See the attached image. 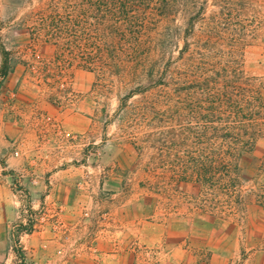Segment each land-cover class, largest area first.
Listing matches in <instances>:
<instances>
[{
  "label": "rangeland",
  "instance_id": "374dc122",
  "mask_svg": "<svg viewBox=\"0 0 264 264\" xmlns=\"http://www.w3.org/2000/svg\"><path fill=\"white\" fill-rule=\"evenodd\" d=\"M206 79L264 97V0H0V117L30 91L86 98L107 127L77 212L0 151V264H264V137L232 175L172 171L201 126L165 98L184 87L203 109Z\"/></svg>",
  "mask_w": 264,
  "mask_h": 264
},
{
  "label": "crops",
  "instance_id": "0c3cea01",
  "mask_svg": "<svg viewBox=\"0 0 264 264\" xmlns=\"http://www.w3.org/2000/svg\"><path fill=\"white\" fill-rule=\"evenodd\" d=\"M18 96L0 117L4 164L20 175H34L39 193L49 175L52 193L77 212L92 186L97 190L105 176L90 175V166L86 165L91 144L106 141L107 127L104 131L92 127L86 98L80 106L64 99L57 106L35 92L21 91ZM94 130L97 135L92 137ZM93 171L98 172L95 168Z\"/></svg>",
  "mask_w": 264,
  "mask_h": 264
},
{
  "label": "trees",
  "instance_id": "16d2710c",
  "mask_svg": "<svg viewBox=\"0 0 264 264\" xmlns=\"http://www.w3.org/2000/svg\"><path fill=\"white\" fill-rule=\"evenodd\" d=\"M210 81L211 79H206L202 82V92L206 94L205 100L209 104L203 109L200 99H196L194 92L190 91L189 94L183 95L181 91L184 87H176L177 98L174 95H168L165 98L166 105L168 104L166 112L169 110L170 113L172 108V114L175 105L171 107L169 102L176 101V106L184 109L187 122L192 124L194 121H200L201 126L198 127L200 131H194L191 127L185 128L182 142L179 144H181L180 147L188 148L189 155L186 159H178L174 162L172 170L174 175H232L238 170L240 154L251 150L258 139L264 137L262 92L248 89L243 91L244 96L242 93L231 96L229 91L220 89L215 91L214 87L210 86ZM199 86L201 84L196 87H186V89L193 90L194 87L196 92ZM234 89L237 88L234 87ZM125 99L127 97H124L123 101ZM153 110L159 115L154 107ZM240 120L252 121V123H242ZM209 132H212L211 137L208 135ZM208 145L212 151L205 155Z\"/></svg>",
  "mask_w": 264,
  "mask_h": 264
}]
</instances>
